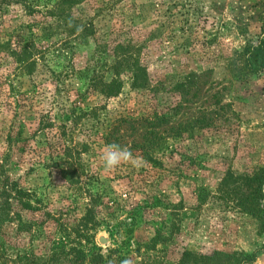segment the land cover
<instances>
[{"label": "rangeland", "instance_id": "rangeland-1", "mask_svg": "<svg viewBox=\"0 0 264 264\" xmlns=\"http://www.w3.org/2000/svg\"><path fill=\"white\" fill-rule=\"evenodd\" d=\"M75 11L91 23L97 43L76 40L63 46L53 37L31 76L10 78L19 93H37L32 109L15 111L10 105L3 80L6 70L0 63L3 175L32 195L33 206L38 199L44 207L21 213L22 220H39L47 211L70 225L82 216L90 191L102 202L93 238L71 236L64 244V253L73 246L83 253L77 264H174L182 250L201 255L253 253L250 264H264V225L213 199L196 204L198 192L213 193L225 173L245 176L264 167V73L239 78L226 70L234 51L264 33V0H82ZM30 19L17 5L4 6L0 38ZM116 44L132 47L149 85L157 89L132 90L126 75L122 77L119 95L99 111L96 133L81 139L89 144L80 156L85 194L79 197L41 165V144L38 137H31L36 113L42 107L53 114L72 105H99L86 93L87 80L92 75L109 77L106 67L112 59L103 47ZM159 115L166 116L157 128L159 134L175 136H168L164 151L156 155L158 163L151 166L141 159L139 167L121 164L105 171L101 155L108 144L99 137L107 133V125L124 120L118 124V144L126 147L131 139L142 141L146 126L141 120ZM91 123L83 121L82 128ZM18 130L20 140L13 139L8 150L6 137L14 138ZM0 227V243L11 258L29 250L46 255L54 234L51 221L33 238L15 232V222L4 221ZM160 227L168 241L145 250L153 229ZM65 259L61 254L55 264H74Z\"/></svg>", "mask_w": 264, "mask_h": 264}, {"label": "trees", "instance_id": "trees-1", "mask_svg": "<svg viewBox=\"0 0 264 264\" xmlns=\"http://www.w3.org/2000/svg\"><path fill=\"white\" fill-rule=\"evenodd\" d=\"M82 0H0V11L4 6L17 5L24 15L30 19L18 26L15 31L0 38V63L4 65L6 74L3 80L9 89L11 98L10 105L16 111L32 109V98L37 93H29V96L16 91L11 80L13 77L31 76L38 62L43 61V57L50 46L53 37H58L57 43L63 46L71 41L82 43L90 39L96 42L94 28L88 19L79 18L75 8L81 4ZM39 19H34L33 16ZM82 28V31L79 30ZM97 48V47H96ZM108 48L111 61L106 67L109 74L107 79L99 78L94 75L87 80L86 93H91L98 99V104L92 107L82 108L81 105H72L66 109H60L58 113H51L45 107L36 113V126L31 134L33 140L38 137L41 144L40 159L41 165L58 178L63 186L76 196L84 195L82 191L81 177L84 169L80 161V156L88 151V141L92 138L94 125H99V111L104 108V103L109 99L119 95L122 86V77L126 75L127 85L132 90H151L156 91L157 87L149 85L146 69L142 66L134 54L132 47L126 45H112ZM234 59L229 60L226 70L234 73L237 77L243 78L246 74H254L259 71L264 73V33L256 38L255 43H247L238 52L234 51ZM83 96L77 97L80 103ZM36 105H43L42 101H35ZM81 104V103H80ZM46 104L44 103V106ZM166 116L159 115L152 119H144L146 132L141 142L136 143L131 139L126 143L131 152L139 154L142 160L154 166L158 163L156 155L161 154L166 147L168 136L159 134L157 128L160 121L165 122ZM92 122L90 127H84L83 121ZM124 122L121 118L113 120L107 125V133L104 139L107 144L120 141L118 135V124ZM132 124L133 120H127ZM20 128V127H19ZM88 128V129H87ZM54 129V132H52ZM174 130H172L173 132ZM19 130L14 138L10 135L6 137L8 150L11 149L9 143L18 142ZM96 130H94V133ZM87 137V140L82 138ZM120 137V138H119ZM22 150V149H21ZM4 157H7L5 154ZM4 161V160H3ZM3 162L0 161V225L4 222H15V232L34 237L41 225L51 221L54 227L53 239L49 242L46 255H35L32 250L24 254H15L13 258L5 253L4 244L0 243V264H55L57 259L63 255L65 261L77 264L83 257V253L76 247H70L64 253V244L69 237L83 238L91 240L93 230L96 226V214L102 204L99 194L86 193V204L83 214L78 219H73L68 225L59 216L54 218L47 211L42 212L39 220L23 221L21 213L38 212L42 207L38 199L32 205L29 198L32 196L27 191L17 186L15 181H11L3 174ZM218 201L223 207L230 208L236 212L247 215L264 225V167L253 169L245 176H233L225 173L218 182L213 193L199 191L196 196V204L199 205L207 200ZM179 206L182 208L181 203ZM1 228V227H0ZM66 241V242H65ZM168 238L163 235L162 229H153L152 237L143 245L147 251H152L156 246L164 244ZM136 247V251H137ZM255 255H239L236 253H212L209 255L196 254L187 250L178 253V258L174 264H250L254 262Z\"/></svg>", "mask_w": 264, "mask_h": 264}, {"label": "clouds", "instance_id": "clouds-1", "mask_svg": "<svg viewBox=\"0 0 264 264\" xmlns=\"http://www.w3.org/2000/svg\"><path fill=\"white\" fill-rule=\"evenodd\" d=\"M79 30L82 31V28ZM141 159L135 157L128 147H122L116 143L105 145L101 155L104 170L107 172L116 169L121 164H131L134 167H139ZM124 264H129V262L124 261Z\"/></svg>", "mask_w": 264, "mask_h": 264}, {"label": "water", "instance_id": "water-1", "mask_svg": "<svg viewBox=\"0 0 264 264\" xmlns=\"http://www.w3.org/2000/svg\"><path fill=\"white\" fill-rule=\"evenodd\" d=\"M99 243H103V239L101 237L98 238Z\"/></svg>", "mask_w": 264, "mask_h": 264}]
</instances>
